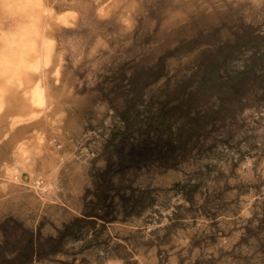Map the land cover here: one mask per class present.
<instances>
[{
  "label": "rangeland",
  "instance_id": "rangeland-1",
  "mask_svg": "<svg viewBox=\"0 0 264 264\" xmlns=\"http://www.w3.org/2000/svg\"><path fill=\"white\" fill-rule=\"evenodd\" d=\"M31 1L0 0V59L37 36L28 61H44L49 43L44 70L8 88L18 102L26 84L41 80L51 103L27 123L14 122V102L0 110L2 256L32 236L37 251L26 264H264V0ZM240 38L243 46L232 48ZM219 47L230 58L217 85L188 89L198 90L199 136L167 165L119 164L146 129L148 109L200 76ZM243 69V92L234 96L224 81ZM126 110L139 115L128 129ZM40 134L60 158L56 179L6 183L7 168ZM45 150L28 157L26 175L40 172ZM6 232L17 246L4 247Z\"/></svg>",
  "mask_w": 264,
  "mask_h": 264
},
{
  "label": "trees",
  "instance_id": "trees-1",
  "mask_svg": "<svg viewBox=\"0 0 264 264\" xmlns=\"http://www.w3.org/2000/svg\"><path fill=\"white\" fill-rule=\"evenodd\" d=\"M243 44V40L240 38L233 44L232 48L239 49ZM229 58L230 56L226 54L225 47L216 48L205 61L200 76H194L191 81L183 85L181 91H176L172 97L158 100L154 110L149 108L145 116L147 121L146 129L140 127L141 132H139L138 136L120 152L121 160L119 164L133 165L149 160H157L160 164L167 165L171 159L174 160L176 157L178 148L193 137L199 136L201 123L195 109L198 90L188 89L193 86L194 81L198 82L197 88L217 85L221 76L220 68L227 63ZM246 72H248V69L240 70L236 75L230 76L224 81L230 94L238 96L243 92L244 78L242 75ZM124 118L127 121L128 129L132 123L138 120L139 115L137 114L132 118L129 110H126ZM118 133L122 134L119 142L123 143L128 137L124 136L122 131L118 130ZM135 204L136 201L132 203V205ZM87 215L90 216L92 214L89 213ZM105 217L106 215H103L102 219H105ZM80 220V218L76 217L75 221L67 223V226H72ZM65 235V231H60L59 236ZM22 239L24 243H20L17 246V242L9 241V236L6 232L4 247L8 248L10 244L15 243L18 250L10 258H5V256H2L3 253H0V264H26L34 260L37 251L35 238L30 236ZM56 247L57 244H52L51 251H54Z\"/></svg>",
  "mask_w": 264,
  "mask_h": 264
},
{
  "label": "bare ground",
  "instance_id": "bare-ground-1",
  "mask_svg": "<svg viewBox=\"0 0 264 264\" xmlns=\"http://www.w3.org/2000/svg\"><path fill=\"white\" fill-rule=\"evenodd\" d=\"M31 1V0H30ZM40 1V0H39ZM33 1H31V3H32ZM25 3V2H24ZM23 3V5H25ZM34 4H35V2H33ZM42 4H43V1L41 2ZM28 4H29V6L27 5V3H26V5L28 6V7H30V2L28 1ZM37 4V3H36ZM38 4H39V2H38ZM17 5V4H16ZM26 5H25V7H26ZM46 5H47V3H46ZM34 6V5H33ZM36 6V5H35ZM40 6H41V4H40ZM43 6H44V4H43ZM21 7H22V5H21ZM38 7V6H37ZM42 7V6H41ZM45 7V6H44ZM27 8V7H26ZM32 8V7H31ZM46 8V7H45ZM39 9V8H38ZM41 9V8H40ZM50 9V8H49ZM21 10H24V11H28V9H21ZM31 10V9H30ZM30 10L28 11V12H25V13H28L29 14V12H30ZM33 10V9H32ZM36 11H38V10H36ZM48 10H46V11H44V8H43V11L42 12H46V13H48L47 12ZM42 12H40V15H44L45 16V14H41ZM24 13V12H23ZM31 13V12H30ZM32 13H33V11H32ZM37 14V13H36ZM38 14H39V12H38ZM61 14H64V13H61ZM68 14V13H67ZM40 15H36L35 17H40ZM26 16H27V14H26ZM61 16H64V15H61ZM68 16V15H67ZM66 16V14H65V16L64 17H66V18H68ZM43 17V16H42ZM47 17V16H46ZM45 17V18H46ZM41 18V17H40ZM61 18V17H60ZM31 19H32V17H31ZM30 19V20H31ZM43 19V18H42ZM64 19V18H63ZM62 19V20H63ZM29 20V21H30ZM33 20H35V19H33ZM38 20H39V18H38ZM65 20V19H64ZM69 19H66L64 22H66V21H68ZM43 21V20H42ZM45 21V20H44ZM61 21V20H60ZM30 22H32V20L30 21ZM39 22V21H38ZM41 22V21H40ZM36 23V22H35ZM33 24V23H32ZM36 25H40V24H36ZM34 26V25H33ZM39 27V26H38ZM37 26H35V28H38ZM42 27V25H40V27L38 28L39 30H40V28ZM33 28V27H32ZM32 28H30V29H32ZM37 30V29H36ZM26 31V30H25ZM27 31H29V30H27ZM33 31V30H32ZM31 31V32H32ZM43 31V29L41 30V32ZM40 32V33H41ZM27 33V32H26ZM40 33L38 34V33H34V34H36V35H39L40 36ZM22 34V33H21ZM6 35V34H5ZM12 35V34H11ZM24 35H26L25 33H24ZM32 35V34H31ZM30 35V36H31ZM41 35H44V33L42 32V34ZM21 36V35H20ZM23 36V35H22ZM33 36V35H32ZM32 36H31V38H32ZM29 37V36H28ZM37 37V36H36ZM35 37V38H36ZM41 37V36H40ZM45 37V36H44ZM2 38H4V37H2ZM7 38V36L4 38V39H6ZM33 38H34V36H33ZM32 38V40H33V43H34V40H35V38L33 39ZM39 38V37H38ZM41 38H43V37H41ZM41 38H40V40H41ZM46 38V37H45ZM3 39V40H4ZM37 39V38H36ZM19 40V39H18ZM43 40V39H42ZM42 40H41V42H42ZM14 41V40H13ZM39 41V40H38ZM45 41V40H44ZM5 42V40L3 41V43ZM7 42H8V40H7ZM24 42V41H23ZM32 42V41H31ZM28 43V42H26V44H24V45H19V46H17L16 47V49H14V50H16V56H15V58L13 57L14 55L13 54H15V53H13L12 54V52H11V54L13 55L12 57H10L11 56V54H9L10 56V58L9 57H7V56H5V57H1V59H0V110L5 106V104H10V108L15 104L16 105V107L18 108L17 109V111L15 110V112H17L18 114L17 115H15L13 118H14V122L16 121V122H20V121H23L24 122V120H26V123H27V119L28 118H32V117H35L37 114H38V111L39 110H45V108H46V100H47V98L46 97H48V95H47V93H49V92H46L47 90H46V87H44L45 85V83L44 84H42L40 81L41 80H38L37 79V81H33L32 80V82H30L29 84H31V85H28V84H26V82L25 83H23L22 85H27V87H29V88H24V90L25 89H27L25 92H23L24 94H26L25 96L23 95V99L21 100V98H20V100L21 101H19L18 100V102L17 101H11L12 99L10 98V96L11 95H15V97H16V94H18L17 92H16V94H14L15 92H12L11 91V89H9L10 88V86L12 85V87L13 86H15V90H17L16 89V87H18L19 88V84H20V82L22 81L23 82V77H27L26 76V73H32L33 71H35V70H39V67L44 63V65H45V63L46 62H48L47 60H48V56L50 55L49 54V52L51 51L50 50V48L52 47V46H50V44L49 43H47L48 45L46 46V44H45V46H46V48H44L45 46H43V47H40V46H42V44H43V42L41 43V45L39 44V42L37 43V44H39L38 45V50H39V47H40V49L41 48H44L45 50V52H43L42 50H41V53L44 55V61H43V59L41 58L42 56L39 54V56L40 57H38V59H36V60H34V61H28V56H30L29 55V52H33V57H34V52L36 51V47H34V46H37V45H34L33 43ZM11 43V42H10ZM51 43V42H50ZM2 44V43H1ZM0 44V46H2ZM5 44H7V43H5ZM12 44V43H11ZM10 44V45H11ZM15 44H16V41H15ZM35 44H36V42H35ZM8 46V45H7ZM12 46V45H11ZM11 46H8L9 47V51H10V49L12 48ZM6 47V46H5ZM11 47V48H10ZM1 48V51H2V48L3 47H0ZM52 49V48H51ZM35 50V51H34ZM0 51V52H1ZM37 53V52H36ZM6 54V53H5ZM18 54V55H17ZM32 54V53H31ZM38 54H37V56H38ZM3 55V54H2ZM12 58V59H11ZM40 58V59H39ZM50 58V57H49ZM34 59V58H33ZM50 60V59H49ZM49 63V62H48ZM42 67H43V65H42ZM42 67H40L41 68V70L44 68H42ZM44 70V69H43ZM38 72V71H37ZM36 72V73H37ZM42 72V71H41ZM35 73V72H34ZM43 73V72H42ZM39 74H40V71H39ZM28 75V74H27ZM32 75V74H31ZM34 75V74H33ZM32 75V76H33ZM41 75H44V74H41ZM38 76V75H37ZM40 76V75H39ZM41 78H43V76L42 77H40L39 79H41ZM26 79V78H25ZM36 79V78H35ZM27 81H30V78H28V80ZM43 81V80H42ZM45 81V80H44ZM44 85V86H43ZM9 87V88H8ZM9 89V90H8ZM14 89V88H13ZM15 90H13V91H15ZM20 91V90H19ZM22 92V91H21ZM20 92V93H21ZM20 95V94H19ZM47 95V96H46ZM14 97V98H15ZM19 97V96H18ZM21 97V96H20ZM49 101H50V97H49V99H48ZM47 100V101H48ZM48 101V102H49ZM14 102V104H12ZM50 103H51V101H50ZM47 105H48V103H47ZM50 105V104H49ZM4 109V108H3ZM5 109H6V106H5ZM47 109V108H46ZM10 110H12V109H10ZM10 110H9V112H10ZM14 110H13V112H14ZM4 111V110H3ZM6 111V110H5ZM45 112L47 113V111L45 110ZM45 112H44V115L46 116V115H48V114H45ZM49 112V111H48ZM11 113V112H10ZM1 115H3V114H1ZM13 115H14V113H13ZM42 115H43V112H42ZM41 115V116H42ZM7 116H8V114H7ZM44 117V116H43ZM46 119H47V117H45ZM32 120H34V119H32ZM40 120V119H39ZM13 121V120H12ZM37 121V120H36ZM40 122H41V120H40ZM45 122V121H44ZM32 123H33V121H32ZM46 124V123H45ZM44 124V125H45ZM16 125V124H15ZM43 135V134H42ZM41 134L40 135H38V141L36 142V144H35V146H33V147H35V149H32V150H29V151H27L26 153H25V155H21L22 157H21V159L19 160V163H17L18 164V166H14V167H9V168H7V170H6V172H5V178H6V180H5V182L7 181V182H9V183H12L13 185H18V182H19V185H20V182H27V183H29L30 185H33L34 186V184H36L38 181H37V179L38 178H44V176H45V174H47V175H50V176H52V177H55L56 175H55V173H56V166L58 165V163H60V158L58 157V156H56L54 153V151H50L49 149H48V146H47V144L45 143V141H44V139H43V136H42ZM45 137V136H44ZM48 142V141H47ZM51 143V142H50ZM49 143V144H50ZM52 146V145H51ZM44 149H47V150H45L46 151V153L44 154V155H42L43 156V161H42V165H41V170H40V172L39 173H32V172H30V173H28L27 175L22 171V167H26V164H28L29 162H28V157H30V156H32V155H34L35 153L37 154V153H39L41 150H44ZM56 149V148H55ZM35 150V151H34ZM23 152V151H22ZM45 156H47V157H45ZM20 157V156H19ZM33 157V156H32ZM41 159V160H42ZM249 160V159H248ZM247 160V161H248ZM246 163V162H245ZM248 166V165H247ZM58 168V167H57ZM2 178H4V176L2 177ZM55 179H56V177H55ZM3 180V179H2ZM46 180H48V179H44L42 182L43 183H41V184H44L45 185V183H46ZM54 180V179H53ZM6 182V183H7ZM18 185V186H19ZM24 185V184H23ZM46 186V185H45ZM50 186V185H49ZM25 187V186H24ZM31 187V186H30ZM55 187V186H54ZM35 188V187H34ZM37 188V187H36ZM32 189V188H31ZM53 189L54 188H51L49 191H48V193H47V196H51L50 194L52 193V191H53ZM36 190V189H35ZM40 190V189H39ZM48 190V189H47ZM38 191V190H37ZM52 197V196H51ZM245 202H247V201H244L243 203H245ZM244 205V204H243ZM246 207V206H245ZM249 208V207H248ZM244 211V213H245V215L248 213V212H250L249 211V209H247V207L245 208V210H243ZM249 214V213H248ZM244 215V214H243Z\"/></svg>",
  "mask_w": 264,
  "mask_h": 264
}]
</instances>
